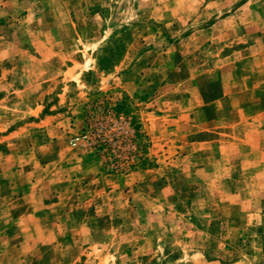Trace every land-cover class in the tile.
I'll return each mask as SVG.
<instances>
[{
    "label": "rangeland",
    "instance_id": "374dc122",
    "mask_svg": "<svg viewBox=\"0 0 264 264\" xmlns=\"http://www.w3.org/2000/svg\"><path fill=\"white\" fill-rule=\"evenodd\" d=\"M0 264H264V0H0Z\"/></svg>",
    "mask_w": 264,
    "mask_h": 264
},
{
    "label": "crops",
    "instance_id": "0c3cea01",
    "mask_svg": "<svg viewBox=\"0 0 264 264\" xmlns=\"http://www.w3.org/2000/svg\"><path fill=\"white\" fill-rule=\"evenodd\" d=\"M56 128H57V125H55L54 129H56Z\"/></svg>",
    "mask_w": 264,
    "mask_h": 264
}]
</instances>
